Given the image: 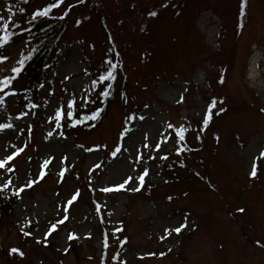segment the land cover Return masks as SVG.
Wrapping results in <instances>:
<instances>
[{"label":"rangeland","instance_id":"374dc122","mask_svg":"<svg viewBox=\"0 0 264 264\" xmlns=\"http://www.w3.org/2000/svg\"><path fill=\"white\" fill-rule=\"evenodd\" d=\"M48 1L0 0V35L12 33L0 159L17 153L0 167V192L16 198L0 264H100V218L127 240L108 264H264V0L243 14L241 0H65L56 60L30 90L11 69L28 52L24 17ZM104 54L119 59L108 102L93 99ZM73 98V111L101 108L88 131L66 123Z\"/></svg>","mask_w":264,"mask_h":264},{"label":"trees","instance_id":"16d2710c","mask_svg":"<svg viewBox=\"0 0 264 264\" xmlns=\"http://www.w3.org/2000/svg\"><path fill=\"white\" fill-rule=\"evenodd\" d=\"M64 1L65 0H60V2L57 3V0H50L41 5L40 8L28 13L24 17V27L22 31L29 47L28 52L23 56L27 57V59L22 64L19 63L18 68L20 69V71L15 72L14 74L15 76H19L20 79H23L27 83L28 89L30 90L33 89V87H35L38 82H41L40 80L43 78V75L46 73L47 69H49L56 60V55L58 54V51L60 49L59 41L61 40L63 32L65 30V21L67 17L58 16L55 14V12ZM49 5H52V7H49ZM97 6H99V4H96V7ZM45 10L47 11L45 12ZM41 13L45 14L42 15ZM29 53H31V56H29ZM102 57L103 59L97 63L98 67L101 68L99 70V74L97 78L93 77V81H96V84L94 86V89L96 91L93 99L100 100L102 102L103 100L108 102L113 93L112 87L114 80L105 78L103 81H101L100 76L106 73L109 68H112L113 73H116L119 59L111 61V64H109L107 63V61H110L108 57H106L105 54ZM113 65H115V67H112ZM109 85H111L110 88L108 87ZM105 88H108V91L111 93V95H100V93ZM96 108H98V106H92L91 104L88 107H80L79 110L73 111V118L81 120L82 122L71 125V121L67 119L66 123H68V126H71L73 129H83L88 131L96 125L97 121H99L101 111L98 114L97 118H91V112L95 111ZM84 116H88L89 119L83 120ZM180 143L181 152L187 154L186 151L189 150L190 155H187L191 157L193 150L188 144L187 140L183 138V136H180ZM15 200V197L5 199L3 194L0 192V226L3 225L4 221L9 219L12 213V206L16 202ZM100 219V224L102 226L101 234L103 240V253L100 259V264H108L109 261L114 262L115 259H112V257H116L118 249L124 248L126 246L127 240L122 238H118L117 240V235H111L109 233V229H107L103 225V219ZM110 241H112V243L109 246L108 242L110 243ZM112 247L116 249L112 253L111 258L108 259V261L106 260V256L107 253L111 251Z\"/></svg>","mask_w":264,"mask_h":264},{"label":"snow or ice","instance_id":"6c2138e0","mask_svg":"<svg viewBox=\"0 0 264 264\" xmlns=\"http://www.w3.org/2000/svg\"><path fill=\"white\" fill-rule=\"evenodd\" d=\"M59 2H60V0H57V3H59ZM244 3H245V0H241V14H243V10H244V9H243V6H244ZM49 7H52V5H49ZM19 10H20V11H24V9H22V8L19 9ZM46 11H47V10H45V12H46ZM8 12L11 13V8H8ZM41 14L43 15V14H45V13H41ZM149 15H151V16H155L156 13H155V12H151V13H149ZM9 18H11V17H9ZM79 22H80V21H77V23H79ZM14 26H15V25H13V27H14ZM4 27H7V26L5 25ZM11 36H12V33H11V32H6L5 34L0 35V45H4V44L6 43V41H7ZM29 56H31V53H29ZM5 59H7V58L4 57V56H2V55H0V61H3V60H5ZM26 59H27V57L21 56L19 62L22 64ZM107 63L111 64V61H107ZM112 67H115V65H113ZM11 71L15 73V72H19L20 69H19L18 67H13V68L11 69ZM105 78H107V79H114V78H115V74L113 73L112 68H109L108 71H107L106 73H104V74H102V75L100 76V80H101V81H103ZM9 83H11V78H10L8 75H3L2 80H0V88H4V87H5L6 85H8ZM95 84H96V81H93V85H94V86H95ZM108 87L110 88L111 85H109ZM100 95H101V96H109V95H111V93L108 91V88H105V89L100 93ZM5 97H10V98H11V96H10V92H9V91H4V92H3V95H0V106H3V104H4V102H5ZM75 103H76V102H75L74 98H73V99H68V100H67V107H68V111H67V119L71 121V125H75V124H77V123L82 122L81 120H77V119H74V118H73V107H74V104H75ZM213 103H214V101H213ZM33 107H35V106H33ZM208 107H209V108H212V107H213V104H209ZM100 111H101L100 108H96L95 111H92V112H91V118H92V119L97 118V116H98V114L100 113ZM219 111H220V112H223L224 109L221 108V109H219ZM261 111H264V109H261ZM19 115H20V116H24L25 113H24V112H20ZM55 116H56V120H57V122L59 123V121H60V119H61V116H62V109H61L60 107H57V108L55 109ZM88 119H89L88 116H84V117H83V120H88ZM130 119H131V118H130ZM208 120H209V116H208V114L206 113V114L204 115V123L207 124ZM11 127H12V125L0 124V130L6 129V128H11ZM169 127H171V125H169ZM178 131H179V130H178ZM48 135L50 136V135H52V133L50 132V133H48ZM60 135H63V133H60ZM122 135H123V133H122ZM46 138H47V137H46ZM17 151H19V149H17ZM177 151H179V150L177 149ZM16 154H17V153L14 151V152L11 153V155H7V156L4 157V159H0V167H2V166L5 164L6 161H10V160H12V158H13ZM112 155L115 156V155H116V152H113ZM259 156H260V157H264V149H261V151L259 152ZM251 167H252V170L249 172V175H250V176H255V175H256V171H257V165H256L255 160L253 161ZM7 171H12V169H11V168H8ZM142 178H143L142 176H141V177H138V179H141V180H142ZM129 179H133V178L130 177ZM127 183H128V179H125V180L123 181V183L117 184V185H115V187H116V188H122V187L124 186V184H127ZM3 187H7V184L3 185ZM104 190H105V191H108V190H110V189H104ZM130 190H136V189L133 188V189H130ZM77 197H78V191H77L76 194H72V195H71V199L68 201V203L71 204L73 201H75V200L77 199ZM240 211H242V209H240ZM55 227H56V225L53 224L52 227L49 228L48 231H46V232L44 233V236L47 237V236L49 235V233H51V231H52ZM184 227H185V224L181 223V224L179 225V227H176V228L174 229V231H176V232H180L181 229L184 228ZM21 231H23V228H21ZM165 231L167 232V229H166ZM24 235L27 236V235H30V233H28V232H24ZM72 238H73L72 234H69V235H68V239L71 240ZM162 238H163V237H162ZM37 242H41L39 237L37 238ZM43 242L46 244V243H47V240L45 239ZM64 251L67 252L68 249L65 248ZM9 252H10V253H18L20 256H23V252H21L18 248H15V247L9 249ZM112 259H116V257L113 256Z\"/></svg>","mask_w":264,"mask_h":264},{"label":"bare ground","instance_id":"6f19581e","mask_svg":"<svg viewBox=\"0 0 264 264\" xmlns=\"http://www.w3.org/2000/svg\"><path fill=\"white\" fill-rule=\"evenodd\" d=\"M261 61L260 59L258 58V56H253L251 59H250V64H249V69L248 71L250 72V77L252 78H255L254 75H255V72H254V69L256 66H258V64H260Z\"/></svg>","mask_w":264,"mask_h":264}]
</instances>
